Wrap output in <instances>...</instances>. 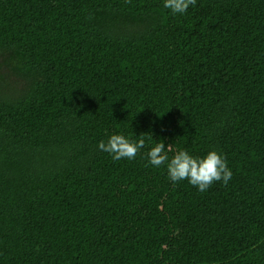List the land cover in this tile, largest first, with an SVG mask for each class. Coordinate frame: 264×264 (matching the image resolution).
Listing matches in <instances>:
<instances>
[{
  "label": "trees",
  "instance_id": "16d2710c",
  "mask_svg": "<svg viewBox=\"0 0 264 264\" xmlns=\"http://www.w3.org/2000/svg\"><path fill=\"white\" fill-rule=\"evenodd\" d=\"M158 142L233 176L173 184ZM0 264H264V0H0Z\"/></svg>",
  "mask_w": 264,
  "mask_h": 264
},
{
  "label": "clouds",
  "instance_id": "9594fccd",
  "mask_svg": "<svg viewBox=\"0 0 264 264\" xmlns=\"http://www.w3.org/2000/svg\"><path fill=\"white\" fill-rule=\"evenodd\" d=\"M197 0H163V7L173 15L187 13L190 6H195ZM100 151L108 153L113 160L134 159L145 148V140H133L123 133L111 134L107 141L98 143ZM147 160L153 167L165 165L168 179L176 184L185 181L196 187L200 192H206L214 182L227 184L233 172L227 159L217 150H209L203 156H193L187 150H179L169 158L164 142H158L146 153Z\"/></svg>",
  "mask_w": 264,
  "mask_h": 264
}]
</instances>
